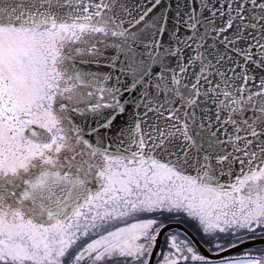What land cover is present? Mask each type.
<instances>
[{"label": "snow or ice", "instance_id": "obj_1", "mask_svg": "<svg viewBox=\"0 0 264 264\" xmlns=\"http://www.w3.org/2000/svg\"><path fill=\"white\" fill-rule=\"evenodd\" d=\"M0 264H264V0H0Z\"/></svg>", "mask_w": 264, "mask_h": 264}, {"label": "water", "instance_id": "obj_2", "mask_svg": "<svg viewBox=\"0 0 264 264\" xmlns=\"http://www.w3.org/2000/svg\"><path fill=\"white\" fill-rule=\"evenodd\" d=\"M165 2H168V0H165Z\"/></svg>", "mask_w": 264, "mask_h": 264}]
</instances>
